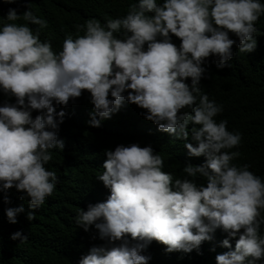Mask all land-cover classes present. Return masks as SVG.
Segmentation results:
<instances>
[{
  "label": "clouds",
  "instance_id": "9594fccd",
  "mask_svg": "<svg viewBox=\"0 0 264 264\" xmlns=\"http://www.w3.org/2000/svg\"><path fill=\"white\" fill-rule=\"evenodd\" d=\"M261 16L262 0H136L123 16L75 25L77 34H66L57 51L40 39L46 20L30 7L22 14L9 8L0 21V92L15 99L0 105V190L14 187L30 210L53 194L58 177L46 165L52 149L65 147L58 138L65 112L56 105L67 106L87 90L88 123L99 127L125 102L134 103L158 131L184 140L189 156L205 160L184 165L186 175L176 178L163 170L164 159L151 145L105 149L96 180L110 194L80 208L75 223L85 231L94 226L111 246H92L77 264H148L143 253L153 240L166 252L189 253L217 228L239 238L234 250L229 238L221 241L230 250L217 254L216 264H256L264 258V178L248 164L232 163L240 153L230 150L242 134L228 130L226 119L217 122L223 105L200 81L206 58L217 57L218 68L231 60L237 41L230 32L240 53L254 51ZM33 110L39 111L34 118ZM4 201L10 202L6 194ZM24 211L23 204L5 209L10 223ZM10 238L22 242L27 236L17 230Z\"/></svg>",
  "mask_w": 264,
  "mask_h": 264
},
{
  "label": "trees",
  "instance_id": "16d2710c",
  "mask_svg": "<svg viewBox=\"0 0 264 264\" xmlns=\"http://www.w3.org/2000/svg\"><path fill=\"white\" fill-rule=\"evenodd\" d=\"M136 0H0V21L9 8H15L22 14L28 7L35 15L47 21V27L41 29L40 39L52 42L54 50L62 46L66 34H77L75 25L83 24L89 18L104 23L107 18H117L126 14L127 7ZM264 2V0H262ZM18 23H26L17 21ZM33 29L38 25H30ZM259 30L256 34L257 46L254 51L240 53L238 37L229 33L237 43L232 46L233 56L227 66L218 68L217 57L206 58L205 75L200 86L210 99L223 105V112L215 119L228 121L230 131H239L242 140L238 148L240 156L232 161L237 165L248 164L249 170L264 178V16L256 22ZM83 35V32L79 33ZM173 42L180 39L172 36ZM186 82L190 84L191 78ZM109 98H111L109 96ZM14 97H6L0 92V105L5 100L14 102ZM92 108L90 93L82 90L80 97L70 99L67 106L56 105L63 110L65 117L59 126L58 138L65 141L63 150L52 149V160L46 168L56 173L58 183L53 194L46 198L38 209L28 208V199L21 200L22 193L14 187L0 190V264H77L82 255L92 246H111L99 238L98 230L90 226L88 231L75 223L78 210L87 209L89 203L106 200L110 190L96 177L103 172L106 159L105 149H114L118 144L138 143L151 145L164 159L166 172L176 178L184 175V165L202 164L203 155L189 156L184 147L185 141L167 132L158 131V126L145 119L142 109L134 103L125 102L124 106L110 119L102 121L99 127L91 126L89 112ZM39 114L33 110V118ZM193 127L190 123L189 130ZM199 127V125H196ZM187 142L195 144L189 139ZM203 182V178H198ZM5 194L9 203H5ZM23 204L25 211L17 215V222L10 223L6 217L7 207ZM34 211L29 221L27 214ZM17 230L26 235L24 241L12 240L11 234ZM243 231V229H241ZM264 234V225L260 228ZM212 239L201 243L199 249L189 253L183 251L166 252V246L153 240L144 250L150 256L148 264H216V255L229 251L221 241L229 238L227 233L217 228ZM231 237V250L236 240ZM130 242L131 237L129 236ZM116 243H119L117 241ZM256 264H264V258Z\"/></svg>",
  "mask_w": 264,
  "mask_h": 264
}]
</instances>
